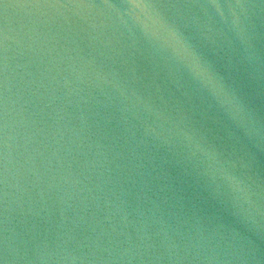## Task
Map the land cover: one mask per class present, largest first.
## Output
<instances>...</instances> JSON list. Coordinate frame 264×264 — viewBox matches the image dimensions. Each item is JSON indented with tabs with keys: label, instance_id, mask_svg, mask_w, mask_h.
I'll return each instance as SVG.
<instances>
[{
	"label": "water",
	"instance_id": "1",
	"mask_svg": "<svg viewBox=\"0 0 264 264\" xmlns=\"http://www.w3.org/2000/svg\"><path fill=\"white\" fill-rule=\"evenodd\" d=\"M0 264H264V0H0Z\"/></svg>",
	"mask_w": 264,
	"mask_h": 264
},
{
	"label": "clouds",
	"instance_id": "2",
	"mask_svg": "<svg viewBox=\"0 0 264 264\" xmlns=\"http://www.w3.org/2000/svg\"><path fill=\"white\" fill-rule=\"evenodd\" d=\"M134 7L141 8L142 10H147V6L143 5L140 2H135ZM148 20L151 22L150 26L148 23H145L144 28L145 32L149 34L152 37H155L158 41H163L164 43L171 42L175 48L179 49L180 51L190 54L193 57L194 54H192L188 48L184 45V42L180 38V36L177 34L176 30L172 28L171 26L166 25L162 20L157 19L153 16H148ZM163 29L166 35H161L160 30Z\"/></svg>",
	"mask_w": 264,
	"mask_h": 264
}]
</instances>
